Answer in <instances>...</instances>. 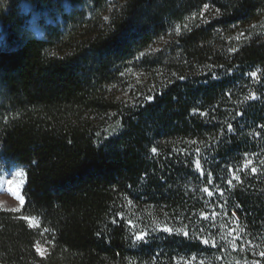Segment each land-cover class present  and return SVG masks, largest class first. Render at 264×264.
I'll return each instance as SVG.
<instances>
[{"label": "trees", "instance_id": "obj_1", "mask_svg": "<svg viewBox=\"0 0 264 264\" xmlns=\"http://www.w3.org/2000/svg\"><path fill=\"white\" fill-rule=\"evenodd\" d=\"M136 72L162 83L147 95ZM250 159L264 163V0H0V171L26 169L21 212L0 209V264H264Z\"/></svg>", "mask_w": 264, "mask_h": 264}, {"label": "rangeland", "instance_id": "obj_2", "mask_svg": "<svg viewBox=\"0 0 264 264\" xmlns=\"http://www.w3.org/2000/svg\"><path fill=\"white\" fill-rule=\"evenodd\" d=\"M244 34L241 35L243 37ZM181 66L180 64L177 65V67H173V69H178ZM156 77H158V80L155 79V76L149 77L148 75L140 74L138 72L134 73V82L137 86H144L148 91L147 95L153 92V90L157 87L158 83H162V78L163 76L161 74H157ZM255 80H258V76L255 77ZM151 79V81H150ZM161 80V81H160ZM160 81V82H158ZM158 82V83H157ZM254 92H251V94ZM128 94H122L121 97L127 98ZM257 97V95H256ZM249 161V160H247ZM246 161V162H247ZM252 162L251 164L248 165L247 168H255L256 166H262L263 161H255L254 159H250ZM259 162V164H258ZM246 168V167H244ZM17 170H22L23 172L26 173L25 167H22L20 165L16 164H4L1 171H0V209L6 210V211H12L19 213L21 212L23 205L20 204V202L12 195V191L18 192L20 195H23L24 187L26 184V175L22 177H15L14 173ZM9 179H12L14 182L13 184L9 185L7 181ZM21 181H23L21 185ZM11 189L12 191H9ZM14 209H18L14 211ZM35 220V219H34ZM36 223H38L35 220ZM29 224V223H28ZM32 228H38V227H32ZM232 228H235L234 225H232ZM39 247L41 251L44 252V255H40L41 257H45L48 254V248L44 245L39 244Z\"/></svg>", "mask_w": 264, "mask_h": 264}, {"label": "snow or ice", "instance_id": "obj_3", "mask_svg": "<svg viewBox=\"0 0 264 264\" xmlns=\"http://www.w3.org/2000/svg\"><path fill=\"white\" fill-rule=\"evenodd\" d=\"M177 31H179V29H177ZM232 51H235V50L233 49ZM249 75H250L251 77L255 78V77L258 76V73H257V72H252V73H250ZM256 98H257V97H256L255 93H252V94H250L249 96L245 97L246 100H251V99H256ZM148 99H152V98H151V97H148ZM228 128H229V130H231V129H232V126H231V125H228ZM152 152H153V153H156V152H157V149H156V148H153V149H152ZM197 152H199V149H197ZM251 163H252V162H251L250 160L247 161L246 164H245V167L247 168L248 165L251 164ZM194 167H195V169H196L198 172H200L201 174H203V171H204V170H203V168H202V164H201L200 159H196V160L194 161ZM251 171H252L253 173H255L257 170H256V168L253 167V168H251ZM25 175H26V173L23 172L22 170H17V171H15V173H14V176H15V177H22V176H25ZM234 179H235V180H240V177H239V176H234ZM13 182H14V181H13L12 179H9V180L7 181V183H8L9 185L13 184ZM22 183H23V181H21V185H22ZM227 183H228L229 185H232L233 181H232V180H229V181H227ZM9 191H12V190L9 189ZM202 191L205 192V193H207L208 195H212V193H211V192L209 191V189L206 188V187L203 188ZM12 195H13V196H14V197L20 202L21 205H23V203H24V197H23L22 195H20V194H19L18 192H16V191H12ZM16 210H18V209H14V211H16ZM23 219H25V220L29 223V226H30V227H39L38 223L35 222L34 218H31V217H23ZM113 222L115 223V221H113ZM45 231H47V229H45ZM163 231L171 233V232H173V229L170 228V227L165 226V227L163 228ZM177 231H179L180 233H182L184 236H188V232L185 231L184 229H179V230H177ZM232 231H235V230L233 229ZM145 235H146V233H140V234H137V235L135 236V239H136L137 241H141V240H143V239L145 238ZM203 242H204L205 244L210 243L209 240H204ZM211 243H215V241H211ZM36 251H37L40 255H44V252L41 251V249H40V247H39V242H37V245H36Z\"/></svg>", "mask_w": 264, "mask_h": 264}]
</instances>
